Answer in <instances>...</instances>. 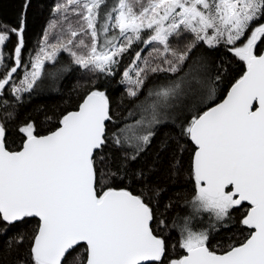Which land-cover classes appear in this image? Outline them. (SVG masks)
<instances>
[{"label": "snow or ice", "instance_id": "1", "mask_svg": "<svg viewBox=\"0 0 264 264\" xmlns=\"http://www.w3.org/2000/svg\"><path fill=\"white\" fill-rule=\"evenodd\" d=\"M30 4L25 0L15 25L0 23V98L23 64ZM53 12L66 24L55 43H49L45 32L28 62L31 71H25L19 85H11L17 103L22 92L37 86L45 62L56 61L60 52L93 74L113 76L133 45H154L149 57L161 64L153 66L144 57L141 66V52L136 51L123 71L122 82L130 85L131 97L138 95L149 72H179L199 42L209 48L230 46L228 51L245 70L222 102L204 109L201 105L213 99L215 89L203 80L206 55L197 57L183 76L149 93L158 99L138 106L140 119L112 133V142L132 148L130 158L135 159L151 143L152 127L160 123L159 109L187 95L178 103L189 113L182 134L195 145V184L192 214L170 226L179 233L175 242L153 207L158 187L143 172L130 178L139 181L138 192L100 183L117 176L97 169L109 142L106 122L113 120L109 96L100 87L87 91L77 109L63 114L47 134L31 119L23 121L16 150L7 146L6 124L0 121V234L36 219L30 235L18 230L13 239L16 244L30 241L29 259L19 264H264V0H115L111 5L108 0H56ZM186 33L192 39L184 49L173 48L170 39ZM13 37L14 64L8 65L5 48ZM7 105V99H0V107ZM4 116L12 120L15 114L6 111ZM234 211H239L237 223L248 234L218 253L209 247V229L195 230L192 219L207 213L210 222H222L231 220Z\"/></svg>", "mask_w": 264, "mask_h": 264}, {"label": "trees", "instance_id": "2", "mask_svg": "<svg viewBox=\"0 0 264 264\" xmlns=\"http://www.w3.org/2000/svg\"><path fill=\"white\" fill-rule=\"evenodd\" d=\"M24 2L25 0H0V23L15 25ZM55 3L56 0H31L30 7L27 9L25 49L22 52L23 64L13 75L10 85L6 86L4 96L0 98L8 100L6 108L0 107V121L6 124L7 146L12 150L18 149L22 136L17 129L23 121L31 119L37 125L38 131L46 134L55 129L63 114L77 108L87 91L100 87V90L105 91L109 96L110 114L113 120L107 122L109 142L103 150V162L101 163L99 159L97 161V169L98 173L100 170L108 174L117 173L115 178L105 179L100 183H108L118 188L127 186L130 190L138 192L140 190L139 181L130 178L135 173L143 172L148 182L158 187L160 194L153 199V207L157 218L164 219L169 225V235L175 242L179 233L178 230H172L170 226L173 220L179 221L185 213L192 214L190 201L194 195L195 184L191 175V157L194 147L189 138L182 134V126H186L184 117L189 113L182 110L183 105L178 103V101L187 100V95L170 99L167 102L171 105L170 107L159 109L160 114L165 118L152 127L154 136L151 138V143L135 159L130 158L134 152L132 148L117 146L112 142V133L117 130L118 126L123 127L132 123L140 115L141 111L138 106L146 107L148 102L158 99L154 95L150 96L149 93L158 91L183 76L187 71V65L197 57L206 55L207 67L203 80L208 88L215 89L213 99L201 105L204 109L223 98L228 88L243 74L244 63L228 51L230 46L221 44L216 48H209L203 42H199L196 48L189 53L190 59L185 62L179 72H149L138 95L131 97L128 95L125 82H122L124 80L123 71L127 69L133 61L135 52L141 47L133 49V45L132 49L123 55L116 74L113 76L93 74L74 64L69 54L60 52L56 61L45 62L44 73L37 82V86H34L31 92H22L20 94L22 99L17 103L11 93V85L31 68L28 62L39 48ZM191 39L190 35L184 34L181 38H171L170 43L173 48L183 50ZM14 42L15 37L5 48V63L8 65L14 64V53L12 52ZM151 50L152 47L144 46L141 51L143 52L142 57H148L153 66L161 64L162 61L155 56L149 57L148 53ZM195 87H200V85H195ZM184 91L188 93L186 86ZM6 111L15 114L12 120H5ZM130 112L135 115L130 116ZM99 155L100 153H97L98 157ZM177 161H179L178 164ZM120 176L126 178L121 181ZM167 205L171 207H166ZM238 216L239 211H234L231 220L210 222L207 213H200L195 216L193 227L195 230L208 228L209 247L217 252H223L230 245H238L248 234V230L237 223ZM197 221H201L199 226L196 224ZM35 224L36 219H31L25 225H17L16 228L0 234V264H19L21 260L28 261L30 241L25 240L22 244H16L13 243V239L17 237L18 230L30 235ZM210 224H214V227H210Z\"/></svg>", "mask_w": 264, "mask_h": 264}, {"label": "rangeland", "instance_id": "3", "mask_svg": "<svg viewBox=\"0 0 264 264\" xmlns=\"http://www.w3.org/2000/svg\"><path fill=\"white\" fill-rule=\"evenodd\" d=\"M114 2H115V0H108V4H109V5L113 4ZM71 19L74 20L75 17H71ZM53 22H56V23H57V27H56V28H51V27H50V25H51ZM65 24H66V22H61V21L58 19L57 14H55V13L53 12L52 16L50 17V19H49V21H48V23H47V28H46V31L49 33V43H55V41H56V37H57V35L59 34V32H60V30H61V27H62L63 25H65ZM46 31H45V32H46ZM44 34H45V33H44ZM186 34L191 36V34H188V33H186ZM145 35H147V34H145ZM43 37H44V36H43ZM191 37H192V36H191ZM42 43H43V38H42V40L40 41L39 48L41 47ZM144 46H150V47H153L154 45L135 44L133 49H137L138 47H141V48L139 49V51L141 52V51L144 49ZM155 46H158V45H155ZM39 48L37 49L36 53L38 52ZM65 53H67V52H65ZM142 53H143V52H142ZM142 53H141V61H138V62H137V63H139L141 66H143V64H142V60H143L142 55H143V54H142ZM67 54H68V53H67ZM148 54H149V53H148ZM148 54H147V55H148ZM35 55H36V54H35ZM134 58H135V56H134ZM134 58H133V59H134ZM131 64H132V62L129 64V66H130ZM129 66H128L127 68H129ZM27 71H31V68L28 69ZM24 74H25V72L22 74V77H21L20 79L15 80L12 84L19 85V84H20V81L23 79ZM132 75L134 76V73H133ZM123 79H124V77H123ZM125 84H126L127 88L130 87V85L127 84L126 82H125ZM152 102H153V101L148 102V103L146 104V107H147L148 105H150ZM162 103H163V102H162ZM161 108H163V107H161ZM149 113H150V109H149ZM149 113H143V115H144L146 118H150ZM139 114H140V115H139L138 117H136L135 120H134L132 123H134L136 120H138V119L141 118V114H142V113L140 112ZM164 118H165V116H162L161 114H160L159 117H158V119H160V120H161V119H164ZM132 123H130V124H132ZM186 215H189V212H187V213L184 214V216H186ZM184 216H183V217H184ZM194 222H195V217L192 219V226H194ZM200 222H201V221H200ZM200 222H199V221L196 222L197 226L200 225Z\"/></svg>", "mask_w": 264, "mask_h": 264}, {"label": "water", "instance_id": "4", "mask_svg": "<svg viewBox=\"0 0 264 264\" xmlns=\"http://www.w3.org/2000/svg\"><path fill=\"white\" fill-rule=\"evenodd\" d=\"M231 87V86H230ZM230 87L228 88V90H230ZM228 90L226 91V93H225V95L223 96V98L221 99V100H219L218 102H216V103H220V102H222V100L226 97V95H227V92H228ZM81 102V101H80ZM79 102V103H80ZM215 104V103H214ZM214 104H212V105H214ZM212 105H210V106H212ZM77 109V108H76ZM76 109H74V110H76ZM71 111H73V110H71ZM107 123V122H106ZM47 134V133H46ZM190 140V139H189ZM192 143V142H191ZM192 145H193V147H195V145L192 143ZM191 159H192V157H191ZM219 253V252H218Z\"/></svg>", "mask_w": 264, "mask_h": 264}]
</instances>
